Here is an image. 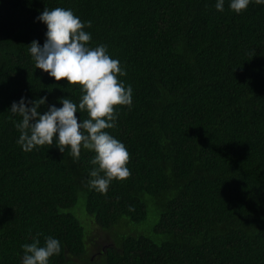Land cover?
Instances as JSON below:
<instances>
[{
	"label": "trees",
	"instance_id": "1",
	"mask_svg": "<svg viewBox=\"0 0 264 264\" xmlns=\"http://www.w3.org/2000/svg\"><path fill=\"white\" fill-rule=\"evenodd\" d=\"M216 0H0V264H22L25 243L51 235V264H264V5L240 14ZM71 8L126 70L133 105L107 129L125 143L130 176L107 193L88 186L95 153L79 160L53 145L25 152L12 116L22 96L79 103L80 85L35 67L45 8ZM81 113H77L81 117ZM87 118V112L83 113ZM80 194L104 229L159 214L154 233L130 235L95 259L73 213ZM130 207L134 210H130Z\"/></svg>",
	"mask_w": 264,
	"mask_h": 264
},
{
	"label": "clouds",
	"instance_id": "2",
	"mask_svg": "<svg viewBox=\"0 0 264 264\" xmlns=\"http://www.w3.org/2000/svg\"><path fill=\"white\" fill-rule=\"evenodd\" d=\"M225 3L226 0H216L215 8L224 11ZM252 3L264 5V0H228V7L240 14ZM36 19L47 25V32L43 45L38 40L29 45L35 67L57 81L66 78L70 85L79 84L82 95L79 103L62 98V106L50 104L43 112L41 106L47 104L46 96L35 100L22 96L13 101L10 113L22 118L15 121L20 133L16 142L25 152L55 143L60 152L67 149L76 160L80 159L82 148L94 151L88 186L107 193L114 180H123L131 174L125 143L107 129L116 127L115 106L133 105V87L120 79L126 76V70L109 53L107 45H90L92 34L85 28L91 27V21H83L71 8L64 7H46ZM85 111L87 118L83 116ZM22 248V264H51V258L61 254L62 242L49 235L41 244L37 234Z\"/></svg>",
	"mask_w": 264,
	"mask_h": 264
},
{
	"label": "rangeland",
	"instance_id": "3",
	"mask_svg": "<svg viewBox=\"0 0 264 264\" xmlns=\"http://www.w3.org/2000/svg\"><path fill=\"white\" fill-rule=\"evenodd\" d=\"M146 199L148 201L149 215L145 222L135 223L128 217H124L121 223L112 229L102 228L96 223L94 216L88 213L85 194H80L78 202L74 206L66 208L65 211L75 214L81 220L85 227L86 246L92 253L91 259H93V255L95 259H98L97 253L100 250L104 251V248L109 247L111 244L117 246L120 240L130 235L146 234L160 242L161 237L154 233V226L158 222L159 214L149 200V195L146 196ZM98 257L100 260L96 262H86L78 259V263L74 261L72 264H108L105 252H101Z\"/></svg>",
	"mask_w": 264,
	"mask_h": 264
}]
</instances>
